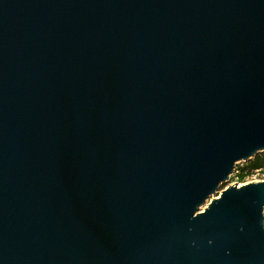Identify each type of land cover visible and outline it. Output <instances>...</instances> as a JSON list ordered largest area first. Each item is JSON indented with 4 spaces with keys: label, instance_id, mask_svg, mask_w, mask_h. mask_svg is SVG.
Returning a JSON list of instances; mask_svg holds the SVG:
<instances>
[{
    "label": "water",
    "instance_id": "water-1",
    "mask_svg": "<svg viewBox=\"0 0 264 264\" xmlns=\"http://www.w3.org/2000/svg\"><path fill=\"white\" fill-rule=\"evenodd\" d=\"M259 152L264 0H0V264H264Z\"/></svg>",
    "mask_w": 264,
    "mask_h": 264
},
{
    "label": "trees",
    "instance_id": "trees-1",
    "mask_svg": "<svg viewBox=\"0 0 264 264\" xmlns=\"http://www.w3.org/2000/svg\"><path fill=\"white\" fill-rule=\"evenodd\" d=\"M264 169V152L257 153L254 157L242 162L241 165H236L237 173L234 175L237 181H243L255 168Z\"/></svg>",
    "mask_w": 264,
    "mask_h": 264
},
{
    "label": "built area",
    "instance_id": "built-area-1",
    "mask_svg": "<svg viewBox=\"0 0 264 264\" xmlns=\"http://www.w3.org/2000/svg\"><path fill=\"white\" fill-rule=\"evenodd\" d=\"M263 168H255V169H253V171L249 174V175H247L245 178H244V180L246 179V181H237L236 180V177L234 176L236 173H237V170L234 168V171L232 172V174L230 175V177L229 178H234V181L232 182V183H238V184H241V183H246V182H248V181H256L257 179H255V176L258 174V172L260 171V170H262ZM241 182V183H240Z\"/></svg>",
    "mask_w": 264,
    "mask_h": 264
},
{
    "label": "rangeland",
    "instance_id": "rangeland-1",
    "mask_svg": "<svg viewBox=\"0 0 264 264\" xmlns=\"http://www.w3.org/2000/svg\"><path fill=\"white\" fill-rule=\"evenodd\" d=\"M242 162H244V161H239V162L236 163V165H241ZM236 165H235V166H236ZM255 179H257V180L264 179V169H262V170H260V171L258 172V174L255 176ZM233 181H234V178L231 177V178H229L227 181H225V182H223L222 184H220V186H219V188H218L216 194H218V193L220 192V190H222L223 188H225L227 185L232 184ZM244 181H246V179H245ZM244 181H243V182H244ZM240 183H241V182H240Z\"/></svg>",
    "mask_w": 264,
    "mask_h": 264
},
{
    "label": "snow or ice",
    "instance_id": "snow-or-ice-1",
    "mask_svg": "<svg viewBox=\"0 0 264 264\" xmlns=\"http://www.w3.org/2000/svg\"><path fill=\"white\" fill-rule=\"evenodd\" d=\"M205 207H207V205ZM255 212H256L255 208L245 209V215L250 218H254ZM259 218H260V205H259ZM243 231L244 229L241 228L239 232L243 233ZM261 231H264V228H262Z\"/></svg>",
    "mask_w": 264,
    "mask_h": 264
}]
</instances>
